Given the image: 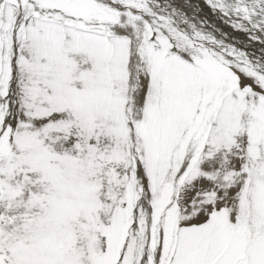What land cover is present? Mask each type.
I'll return each mask as SVG.
<instances>
[{
    "label": "snow or ice",
    "instance_id": "6c2138e0",
    "mask_svg": "<svg viewBox=\"0 0 264 264\" xmlns=\"http://www.w3.org/2000/svg\"><path fill=\"white\" fill-rule=\"evenodd\" d=\"M0 264H264V0H0Z\"/></svg>",
    "mask_w": 264,
    "mask_h": 264
}]
</instances>
